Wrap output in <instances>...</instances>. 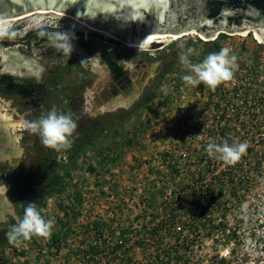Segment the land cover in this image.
I'll return each instance as SVG.
<instances>
[{"label":"rangeland","instance_id":"1","mask_svg":"<svg viewBox=\"0 0 264 264\" xmlns=\"http://www.w3.org/2000/svg\"><path fill=\"white\" fill-rule=\"evenodd\" d=\"M42 18L39 24L9 22L1 33V39L21 41L44 28L51 35L71 32L73 48L69 56L57 52L49 38L37 43L29 37L28 43L10 46L0 42L2 50L13 49L21 60L39 66L36 78L4 75L10 92L0 94L27 124L15 144L22 159L15 166L0 160L5 197L15 214L0 220V264H242V250L223 253L239 245L235 209L224 206L231 204L232 193L186 208L173 206L171 197L190 181L185 169L193 165L196 142L188 121L204 118L215 95L203 84L185 85L182 77L191 73L179 55L192 49L189 59L195 64L224 45L261 50L252 33L219 34L208 41L187 34L161 48L142 49L107 32L70 28L64 18ZM109 39L118 43L123 70L131 67L138 74L146 65L155 66L129 108L89 116L83 106L87 91L94 90L93 98L100 101V89L106 99L122 95L99 56L115 47ZM52 108L71 114L78 125L66 150L45 148L28 130ZM29 202L55 225L50 238L33 237L17 247L6 238L8 222L16 224Z\"/></svg>","mask_w":264,"mask_h":264},{"label":"built area","instance_id":"2","mask_svg":"<svg viewBox=\"0 0 264 264\" xmlns=\"http://www.w3.org/2000/svg\"><path fill=\"white\" fill-rule=\"evenodd\" d=\"M256 46L261 50L221 47L237 56L238 68L233 80L214 91L207 115L188 121L196 142L190 155L193 165L185 169L190 181L171 197L173 206L186 208L207 205L213 198L232 193L231 204L224 206L235 209L232 222L238 229L239 245L223 253L242 250L241 256H246L242 264H264V45ZM210 138L216 143L225 139L229 144L246 142L248 148L238 163L229 166L207 155Z\"/></svg>","mask_w":264,"mask_h":264},{"label":"water","instance_id":"3","mask_svg":"<svg viewBox=\"0 0 264 264\" xmlns=\"http://www.w3.org/2000/svg\"><path fill=\"white\" fill-rule=\"evenodd\" d=\"M42 11L74 17L121 42L147 49L161 48L165 42L188 32L212 40L216 34L246 35L253 31L256 40L264 45V0H166L159 7L151 0H0V31L11 18ZM4 35L0 34V42L6 41L1 39ZM132 69L124 70L115 80L122 94H126L122 85L129 82ZM107 72L112 74L108 67ZM90 91L95 97L94 90ZM99 94L103 98L100 102H104V89ZM6 199L5 192L0 193V210ZM9 215L15 218L13 211Z\"/></svg>","mask_w":264,"mask_h":264},{"label":"clouds","instance_id":"4","mask_svg":"<svg viewBox=\"0 0 264 264\" xmlns=\"http://www.w3.org/2000/svg\"><path fill=\"white\" fill-rule=\"evenodd\" d=\"M156 6H163L166 0H151ZM52 46L57 52L69 55L72 52L71 35L69 33L56 32L49 37ZM192 49L182 51L179 55L181 65L190 71L182 77L186 86H198L203 84L208 90L215 91L221 84L234 79L238 68L237 56L232 50L223 47L219 52L208 54L202 62L192 63L189 59ZM164 90V89H162ZM77 123L71 114H58L52 108L48 114L37 121L28 124V130L40 138L45 148L53 150H66L72 146L71 137L77 128ZM246 142L228 140L216 143L210 138L206 151L210 158L222 161L224 164L234 166L246 153ZM55 225L54 219H45L33 202L27 203L22 218L17 220L6 233L8 242L14 246H22L25 242L36 238H50Z\"/></svg>","mask_w":264,"mask_h":264},{"label":"bare ground","instance_id":"5","mask_svg":"<svg viewBox=\"0 0 264 264\" xmlns=\"http://www.w3.org/2000/svg\"><path fill=\"white\" fill-rule=\"evenodd\" d=\"M45 15H53L68 20L70 28L87 29L91 32H96V33L98 32L103 35L109 36L107 33H103V31H98L90 26L83 24L74 17L67 16L64 14L52 13L49 11H42V12L11 18L5 24L8 25L7 23L9 22H16V21L18 22L19 20L23 21L24 19H32V21L39 24L41 23V21H43L42 17ZM6 25L5 28L0 31V34L3 33L6 28H8V26ZM249 33H252V35L255 37L253 31H248L246 35H239V36L245 37ZM187 34L198 36L194 32H188L185 34H181L165 42L164 44L167 45L169 43L175 42L177 39ZM218 35L219 34H216V37H218ZM208 40L211 39H207L205 41ZM125 43H129L133 45L135 48L147 49L144 47H139L128 41H126ZM261 43L262 41L258 42V44ZM11 51H13V49L0 50V76L10 75V76H14V77L16 76L22 78L38 77L39 66L37 65V63L31 60L23 61L20 59L19 55L16 54L15 51L13 52ZM154 66L155 64L146 65L141 70L137 71L138 74L136 73L133 74L132 72V74L129 77L130 78L129 82H126L125 84L122 85L126 90V94L118 95L111 99L108 98L104 102H100L98 97L93 98L91 91H87L84 94L83 106L85 109V113H87L89 116H95L105 113H113L119 109L129 108L138 99L140 92L143 88V84H145L148 78L152 76V70L154 69ZM21 68L26 69L27 72L26 73L21 72L22 71ZM140 72H142L141 75H139ZM138 75L141 76V78H139ZM26 127L27 124L24 121L23 116L15 110V108L12 106L11 100L0 97V140L3 142V146L0 147V155L3 156V160H5L11 166H15L23 157L22 149L16 147L15 144L21 138L20 132L25 130ZM4 192H5V181L3 180V178L0 177V193H4ZM8 202L9 201H7L6 199V201L3 202L4 205L2 204L3 208L0 210L1 221L4 220L3 216L6 217V215H8L10 212L13 211Z\"/></svg>","mask_w":264,"mask_h":264},{"label":"trees","instance_id":"6","mask_svg":"<svg viewBox=\"0 0 264 264\" xmlns=\"http://www.w3.org/2000/svg\"><path fill=\"white\" fill-rule=\"evenodd\" d=\"M71 34V32H67ZM52 34V30L49 28H44L42 30L37 31L36 33H28L27 36L31 37V40L38 42L44 41L48 39ZM110 43H113L115 45L114 48L110 50H102L99 53L100 59L102 62L111 70V73L113 75V78L117 80L124 74V70L121 65L118 64L117 62V57H118V51L116 49V46L118 45L117 42L113 39H109ZM3 45H9L10 42H3ZM10 83V78L7 76H0V94H5L9 95L8 93L10 92V89L8 88V84ZM9 225H14V221L10 220Z\"/></svg>","mask_w":264,"mask_h":264},{"label":"flooded vegetation","instance_id":"7","mask_svg":"<svg viewBox=\"0 0 264 264\" xmlns=\"http://www.w3.org/2000/svg\"><path fill=\"white\" fill-rule=\"evenodd\" d=\"M37 31H39V30H37ZM37 31H34V32H32V33H36ZM30 39H31V38H30ZM25 40H27L26 43H28V42H29V36H26V38H25L24 40H21V41L23 42V41H25ZM16 41H20V40L14 37V38L6 39L5 42H10V44L7 45V46H10V45H13ZM21 41H20V42H21ZM35 42H36V41H35ZM42 42H43V41H42Z\"/></svg>","mask_w":264,"mask_h":264}]
</instances>
